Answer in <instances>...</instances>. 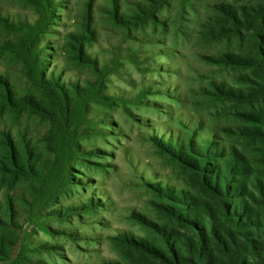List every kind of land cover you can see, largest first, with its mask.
<instances>
[{
	"label": "rangeland",
	"instance_id": "obj_1",
	"mask_svg": "<svg viewBox=\"0 0 264 264\" xmlns=\"http://www.w3.org/2000/svg\"><path fill=\"white\" fill-rule=\"evenodd\" d=\"M223 2L250 12L264 10V0H0V74L18 94L47 100L38 54L47 55L46 75L56 73L67 86L83 87L73 88L72 120L66 109H59L58 121L32 110H6L0 118V131H27L40 145L58 124L57 151L47 153L55 161L50 173L13 181L0 169V198L7 192L14 196L18 248L34 264L124 261L129 255L114 236H149L134 214L158 220L155 182L199 193L189 172L155 138L184 136L200 124L201 137L215 136L264 167V144L238 133L246 123L237 115L264 107V97L252 105L216 100L207 92L212 82L250 91L241 81L250 69L213 63L206 56L255 55L253 32L257 28L264 34L258 22L242 34L228 30L233 27L218 8ZM117 7L120 17L138 14L144 20L128 28L117 20ZM86 37L93 41L86 43ZM79 40L100 67L107 65L101 79L85 59L75 58L70 43ZM90 149L100 151L87 154ZM92 197L97 202L89 212L71 208L89 205ZM59 208H65L64 217L55 212Z\"/></svg>",
	"mask_w": 264,
	"mask_h": 264
},
{
	"label": "trees",
	"instance_id": "obj_2",
	"mask_svg": "<svg viewBox=\"0 0 264 264\" xmlns=\"http://www.w3.org/2000/svg\"><path fill=\"white\" fill-rule=\"evenodd\" d=\"M158 3V0H153ZM118 4V3H117ZM119 6V5H118ZM154 7V5L152 6ZM224 21L234 33L242 34L243 28H252L255 22L264 25V10L250 12L246 8L235 7L226 2L218 6ZM89 21L92 20L91 4L86 8ZM146 14V11H143ZM117 20L128 28L139 25L145 16H119V7L114 12ZM148 14V12H147ZM91 33L90 23L85 24ZM84 36L83 32L81 33ZM253 36L257 40L255 55L224 52L217 56H206L208 61L233 68L250 69L251 75H243L241 81L250 86L233 87L226 83L212 82L208 92L213 99L254 105V101L264 97V34L256 28ZM83 40L91 43V37ZM41 38L34 42V49L40 47ZM72 44L75 58L85 59L94 67L96 76L102 78L107 65L99 66L85 49L82 40ZM42 58V84L47 100L34 96H20L10 80L0 74V118L6 110L20 112L32 110L39 115L58 121L59 109L68 110L66 118L72 120L75 111V90H83L81 85L67 86L56 73L47 74L44 66L47 55ZM76 86V87H74ZM105 87V86H104ZM237 115L245 121L240 134L264 144V107L252 111H240ZM58 124L43 138V145L33 141L27 131L13 132L2 129L1 143L5 155L0 156V169L13 181L21 178L36 179L55 168L48 154L57 151L59 144ZM201 125L192 126L184 136L176 138H155L165 152L171 154L189 172L190 177L200 186L199 193L155 182V212L158 220L142 213L134 216L149 233L148 237L118 234L116 245L129 255L128 259L110 261L105 264H264V167L257 166L236 147H227L215 136L201 137ZM81 147H79L80 149ZM90 149L87 154L99 152ZM70 181L61 186L65 189ZM92 197L90 204L73 205L71 208L89 212L96 205ZM62 208L55 212L64 217ZM66 210H70L67 207ZM67 217V216H65ZM19 210L15 198L9 192L0 198V264H34L32 256L18 248ZM6 233L16 236L11 238ZM48 248V247H46ZM21 249V250H20Z\"/></svg>",
	"mask_w": 264,
	"mask_h": 264
}]
</instances>
